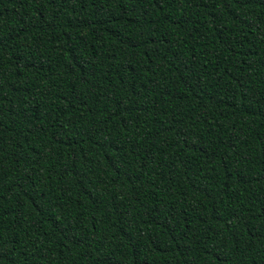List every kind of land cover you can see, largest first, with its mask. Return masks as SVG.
<instances>
[{"label":"trees","instance_id":"1","mask_svg":"<svg viewBox=\"0 0 264 264\" xmlns=\"http://www.w3.org/2000/svg\"><path fill=\"white\" fill-rule=\"evenodd\" d=\"M0 264H264V0H0Z\"/></svg>","mask_w":264,"mask_h":264}]
</instances>
